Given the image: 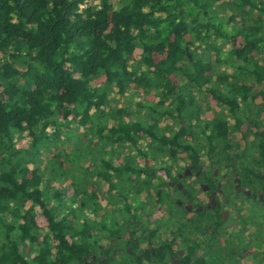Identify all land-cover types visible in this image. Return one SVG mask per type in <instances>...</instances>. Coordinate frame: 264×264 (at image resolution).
<instances>
[{"label":"trees","instance_id":"obj_1","mask_svg":"<svg viewBox=\"0 0 264 264\" xmlns=\"http://www.w3.org/2000/svg\"><path fill=\"white\" fill-rule=\"evenodd\" d=\"M255 101L264 0H0V264L80 262L108 219L96 188L136 195L139 155L195 161L204 140L229 163L234 133L249 156Z\"/></svg>","mask_w":264,"mask_h":264},{"label":"flooded vegetation","instance_id":"obj_2","mask_svg":"<svg viewBox=\"0 0 264 264\" xmlns=\"http://www.w3.org/2000/svg\"><path fill=\"white\" fill-rule=\"evenodd\" d=\"M262 102L251 106L249 156L242 153L241 137L237 157L229 163L225 145L204 140L195 148V161L180 147L166 148L152 160L142 155L133 159L135 177L144 188L139 186L136 195L127 193L129 188L122 195L114 187L109 190L108 223L96 233L87 256L76 252L80 262L73 264H259L260 240L264 246V107L257 104ZM209 112L212 117L219 113ZM216 150L219 154L211 156ZM148 160L155 173L145 180ZM48 255L44 264H54L53 252Z\"/></svg>","mask_w":264,"mask_h":264},{"label":"rangeland","instance_id":"obj_3","mask_svg":"<svg viewBox=\"0 0 264 264\" xmlns=\"http://www.w3.org/2000/svg\"><path fill=\"white\" fill-rule=\"evenodd\" d=\"M222 90H223V92L225 93V89L224 88H222ZM139 96H135V101L134 102H137L138 100H139V98H138ZM130 102L131 101H129V100H123V101H121L120 103H122V105L124 104V105H131L130 107H131V110H133V111H136L135 110V105L133 104V103H131L130 104ZM113 103V102H112ZM143 111L142 110H140V113L141 114H143L142 113ZM144 121H147V119H145L144 118ZM228 141H230V142H232V143H237V144H239V141H240V137H238V136H236L234 133H230L229 134V136H228ZM97 147V146H96ZM98 147H99V145H98ZM100 148V147H99ZM107 149V148H106ZM99 151V150H98ZM86 152V149H84V147H83V149L82 150H80V158H79V161H80V166H82V167H84V168H86V167H92V170L94 169L96 172H97V167L95 168L94 167V161H95V159H96V162H97V164H98V160H99V158L101 157V156H98V157H96L95 159H94V157H93V155L92 154H87V153H85ZM127 152V150H125L123 153H126ZM103 157V156H102ZM104 158V157H103ZM82 169V168H81ZM80 169V171H79V176H78V178H79V181H80V183H85V182H88L87 181V175H86V172L82 169L81 170ZM78 181V180H77ZM92 181V180H91ZM89 182H90V180H89ZM99 188H96V190H98V194L100 195V197H101V199H100V202H99V204L98 205H100L99 207L100 208H102V206L105 204V196L107 195L106 194V190H107V187L106 186H104V184H101V185H99L98 186ZM123 190H124V188H123ZM122 191V190H121ZM122 193H124L123 191H122ZM134 197V196H133ZM99 208V209H100ZM99 211V210H98ZM88 213H89V211H87ZM99 212H101V211H99ZM99 212H97L98 214H99ZM100 215V214H99ZM104 223L105 224H107L108 223V220L107 221H104ZM259 255H262V256H264V250H263V252L261 251V252H259V254L257 255V256H259Z\"/></svg>","mask_w":264,"mask_h":264},{"label":"crops","instance_id":"obj_4","mask_svg":"<svg viewBox=\"0 0 264 264\" xmlns=\"http://www.w3.org/2000/svg\"><path fill=\"white\" fill-rule=\"evenodd\" d=\"M263 250H264V246L262 244V241L260 240V244L258 245V254L261 251L263 252ZM258 263L259 264H263L264 263V256H262V255L258 256Z\"/></svg>","mask_w":264,"mask_h":264}]
</instances>
